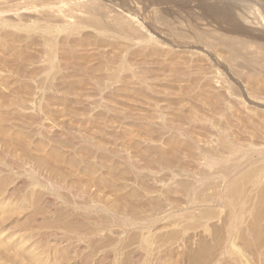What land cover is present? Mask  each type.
<instances>
[{
    "label": "rangeland",
    "instance_id": "374dc122",
    "mask_svg": "<svg viewBox=\"0 0 264 264\" xmlns=\"http://www.w3.org/2000/svg\"><path fill=\"white\" fill-rule=\"evenodd\" d=\"M62 1L0 0V264H264V0Z\"/></svg>",
    "mask_w": 264,
    "mask_h": 264
},
{
    "label": "bare ground",
    "instance_id": "6f19581e",
    "mask_svg": "<svg viewBox=\"0 0 264 264\" xmlns=\"http://www.w3.org/2000/svg\"><path fill=\"white\" fill-rule=\"evenodd\" d=\"M50 1V0H49ZM77 1V0H76ZM80 1H82V0H79V2ZM85 1V0H84ZM84 1H82L83 2V4H81V2H80V6H83V8L85 9L84 11H86V12H84V13H87V14H89L90 16L91 15H93V17H95V16H97L98 15V11L99 10H102V9H100L101 8V3H100V1H98V0H86L85 2ZM120 1V2H119ZM176 2V0H162V3L164 4V3H168V2ZM178 1V0H177ZM181 1H183V0H181ZM187 1H189V3H190V1H194V0H187ZM200 1V0H199ZM53 2V1H52ZM69 2H71L70 0H69ZM74 2V1H73ZM117 2V1H116ZM125 0H118V3H117V5L119 4V3H122V4H125ZM253 2V1H252ZM251 2V0H201V2H198V3H196V5H198L200 8H202L203 9V11L205 12L204 14L202 13V17H203V19L204 20H211V21H213V22H217V23H224L225 25H227V27H228V29H229V31L231 30V32H236V31H238V27L240 26V22H241V19H243L244 17L242 16V14L240 15V17H237V13H239L240 14V12H241V10H242V8H243V10H244V8H245V4H251L252 3ZM62 3H63V5L65 4L64 3V0L62 1ZM100 3V4H99ZM66 4H68V3H66ZM71 4H73V3H71ZM115 4V3H114ZM185 4H186V2L182 5V3L180 4L181 6H178V8H182V7H184L185 6ZM17 5V4H16ZM19 5V4H18ZM59 5V4H58ZM74 5H75V3H74ZM78 5V4H77ZM121 4H119V6H120ZM176 5V4H175ZM179 5V4H178ZM187 5V4H186ZM253 5V4H252ZM12 6V5H11ZM15 6V5H14ZM52 6V5H51ZM57 6V5H56ZM60 6V5H59ZM62 6V5H61ZM66 5H64V7H65ZM67 6H69V5H67ZM71 6V5H70ZM70 6H69V9H73L72 8V6H71V8H70ZM123 6V5H122ZM121 6V7H122ZM18 7V6H17ZM50 7V6H49ZM75 7V6H74ZM79 7V6H78ZM120 7V8H121ZM248 7H250V6H248ZM248 7H246V8H248ZM13 8V7H12ZM66 8H68V7H66ZM82 8V7H81ZM21 9V8H20ZM59 9V8H58ZM76 9H78V8H76ZM201 9V10H202ZM6 10V9H5ZM10 10H12V9H10ZM50 10V9H49ZM57 10V9H56ZM61 10V9H60ZM82 10V9H81ZM15 11H16V9H15ZM54 11V10H53ZM63 11V10H62ZM73 11V10H72ZM80 11V10H79ZM78 11V12H79ZM238 11H240V12H238ZM1 12H3L2 10H1ZM13 12V11H12ZM19 12V11H18ZM58 12H59V10H58ZM61 12V11H60ZM66 12V11H65ZM76 12V11H75ZM99 12H101V11H99ZM244 12V11H243ZM243 12H241V13H243ZM57 13V12H56ZM81 13V12H80ZM83 13V12H82ZM126 13V12H125ZM6 14H7V12H6ZM10 14V13H9ZM54 14V13H53ZM62 14H63V12H62ZM68 14V13H67ZM72 14V13H71ZM101 14H103V12L101 13ZM13 16H15L14 15V13L12 14ZM58 15V14H57ZM64 15H65V13H64ZM70 15V14H69ZM69 15H68V17H69ZM76 15H78V14H76ZM85 15V14H84ZM3 16V15H2ZM1 15H0V17H2ZM13 16H11V17H13ZM55 16V15H54ZM62 16V15H61ZM88 16V15H87ZM59 17V16H58ZM63 18H65V16H62ZM65 18L66 20L67 19H69V18ZM74 17H76V16H74ZM100 17H102V15H100ZM59 19V18H58ZM72 19V18H71ZM114 19H116V18H114ZM114 19H113V24L115 23L116 24V21L118 22V21H120L119 19H116L115 20V22H114ZM4 20V19H3ZM2 20V21H3ZM64 20V19H63ZM66 20H64V22H66ZM203 20V21H204ZM0 21H1V19H0ZM67 21H69V20H67ZM68 22H66V24H67ZM74 23H76V21L74 22ZM74 23H70L71 24V27H72V24H74ZM120 22H118L117 24H119ZM115 24H114V26H115ZM120 25H121V23H120ZM65 26V25H64ZM122 26V25H121ZM121 26H119V27H121ZM47 27V26H46ZM45 27V28H46ZM49 27V26H48ZM48 27H47V30H48ZM66 27V26H65ZM118 26H117V28H116V26H115V29H118L119 28ZM70 28V27H69ZM121 28H124L123 26L121 27ZM120 29V28H119ZM118 29V30H119ZM45 30V29H44ZM49 30H51V28H49ZM121 30V29H120ZM124 30V29H123ZM106 31V30H105ZM108 32V31H107ZM199 34V33H198ZM198 37H204V36H202V35H198ZM238 149H240V148H238ZM237 148L235 149V150H229L228 152H226V154L225 155H221V157H207V159H206V162H207V165L208 166H218V165H225V164H227V163H230L231 164V167H230V169L228 170V172L227 173H225L224 175H223V177H222V188H223V190H224V192L228 189V187H229V185H231L232 183H233V181H234V179H235V177L237 176V174L240 172V171H242L244 168H245V166H247V161H248V152H250L251 151V149L250 148H247V149H243V151H245V152H242V151H240V150H242V149H240V150H238ZM262 152L264 153V150H262ZM241 153V154H240ZM173 173V172H172ZM171 173V174H172ZM172 175H174V174H172Z\"/></svg>",
    "mask_w": 264,
    "mask_h": 264
}]
</instances>
